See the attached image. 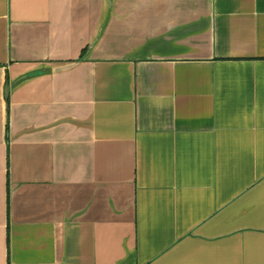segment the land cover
<instances>
[{"label":"crops","instance_id":"crops-1","mask_svg":"<svg viewBox=\"0 0 264 264\" xmlns=\"http://www.w3.org/2000/svg\"><path fill=\"white\" fill-rule=\"evenodd\" d=\"M0 264H264V0H0Z\"/></svg>","mask_w":264,"mask_h":264},{"label":"water","instance_id":"water-1","mask_svg":"<svg viewBox=\"0 0 264 264\" xmlns=\"http://www.w3.org/2000/svg\"><path fill=\"white\" fill-rule=\"evenodd\" d=\"M5 95L6 96L8 95V89L7 88L5 89Z\"/></svg>","mask_w":264,"mask_h":264}]
</instances>
